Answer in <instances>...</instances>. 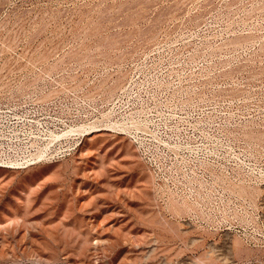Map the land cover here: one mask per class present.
Instances as JSON below:
<instances>
[{"label": "rangeland", "instance_id": "374dc122", "mask_svg": "<svg viewBox=\"0 0 264 264\" xmlns=\"http://www.w3.org/2000/svg\"><path fill=\"white\" fill-rule=\"evenodd\" d=\"M132 67L164 103L157 159L181 193L114 132L59 162L0 168V264H196L210 250L212 264H264V0H0V103L91 119ZM210 153L239 208L223 221L189 198Z\"/></svg>", "mask_w": 264, "mask_h": 264}, {"label": "built area", "instance_id": "2783aa9c", "mask_svg": "<svg viewBox=\"0 0 264 264\" xmlns=\"http://www.w3.org/2000/svg\"><path fill=\"white\" fill-rule=\"evenodd\" d=\"M144 87L142 72L132 67L109 103L92 105L95 116L91 119L86 115L61 119L55 103H0V168L26 170L59 162L76 155L92 132H114L128 137L141 157L155 166L159 185L181 193L174 167H165L157 159L158 155L166 156L170 119L159 111L164 103H148ZM221 156L210 153L208 165L194 166L188 190L193 203L205 197L210 213L223 221L239 208L231 205L222 187L219 175L228 173L229 168L219 161Z\"/></svg>", "mask_w": 264, "mask_h": 264}, {"label": "clouds", "instance_id": "9594fccd", "mask_svg": "<svg viewBox=\"0 0 264 264\" xmlns=\"http://www.w3.org/2000/svg\"><path fill=\"white\" fill-rule=\"evenodd\" d=\"M214 255V251H208L196 259V264H212Z\"/></svg>", "mask_w": 264, "mask_h": 264}, {"label": "bare ground", "instance_id": "6f19581e", "mask_svg": "<svg viewBox=\"0 0 264 264\" xmlns=\"http://www.w3.org/2000/svg\"><path fill=\"white\" fill-rule=\"evenodd\" d=\"M100 133V132H99ZM93 134H96V133H94V132H92L91 134H89V136H92ZM117 135V134H116ZM133 144V143H132ZM134 148H135V146H134ZM139 156V155H138ZM144 163H145V161H144ZM152 176V175H151ZM156 180V179H155ZM153 181V180H152ZM153 184H154V181H153ZM164 187V186H163ZM165 188V187H164ZM253 189V188H252ZM160 190H162L161 188H160ZM164 191H165V189H164ZM170 191V190H169ZM258 191H260V190H258ZM258 191H257V193H258ZM156 192H157V189H156ZM155 193V192H154ZM162 193H163V190H162ZM165 194V193H164ZM166 194H167V192H166ZM165 194V195H166ZM173 195V194H172ZM157 196H158V194H157ZM167 196V195H166ZM156 197V196H155ZM169 197H170V195H169ZM176 198V197H175ZM168 199V198H167ZM166 199V200H167ZM177 199H178V197H177ZM171 200V199H170ZM184 201V200H183ZM189 201V200H188ZM178 202V201H177ZM180 202H182V201H180ZM168 203H169V201H168ZM190 203V202H189ZM166 204V203H165ZM187 204H188V202H187ZM169 205V204H168ZM178 205V204H177ZM180 205V204H179ZM185 205H186V203H185ZM189 205V204H188ZM174 206H175V204H174ZM167 207V206H166ZM183 207V206H182ZM173 208V207H172ZM181 208V207H180ZM187 209V208H186ZM169 210V209H168ZM178 210V209H177ZM183 210V209H182ZM176 211V210H175ZM180 211V210H179ZM185 211V210H184ZM183 213V212H182ZM185 214V213H184ZM183 216V215H182ZM239 246H241V244H240V242L238 241V240H236V242H235V247L237 248V250H239L240 248H239Z\"/></svg>", "mask_w": 264, "mask_h": 264}]
</instances>
